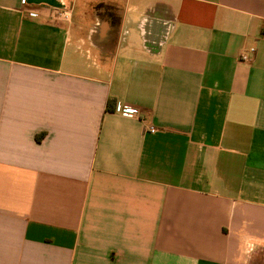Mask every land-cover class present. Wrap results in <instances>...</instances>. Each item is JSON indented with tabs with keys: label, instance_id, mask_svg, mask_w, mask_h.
I'll use <instances>...</instances> for the list:
<instances>
[{
	"label": "crops",
	"instance_id": "0c3cea01",
	"mask_svg": "<svg viewBox=\"0 0 264 264\" xmlns=\"http://www.w3.org/2000/svg\"><path fill=\"white\" fill-rule=\"evenodd\" d=\"M0 264H264V0H0Z\"/></svg>",
	"mask_w": 264,
	"mask_h": 264
},
{
	"label": "built area",
	"instance_id": "2783aa9c",
	"mask_svg": "<svg viewBox=\"0 0 264 264\" xmlns=\"http://www.w3.org/2000/svg\"><path fill=\"white\" fill-rule=\"evenodd\" d=\"M30 16L36 17L37 14L36 13H30ZM70 19H71V11L68 8L54 9L52 11V15L50 18V20H52V21L59 20L62 22H69ZM255 53H256L255 48H250L240 55L239 60L245 64H249L252 62ZM122 113L127 115V116H133V115H136L138 112L135 109L124 108L122 110ZM147 130H148V132H150L152 134H154L158 131L157 128L155 126H152V125L148 126Z\"/></svg>",
	"mask_w": 264,
	"mask_h": 264
}]
</instances>
